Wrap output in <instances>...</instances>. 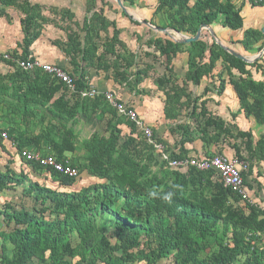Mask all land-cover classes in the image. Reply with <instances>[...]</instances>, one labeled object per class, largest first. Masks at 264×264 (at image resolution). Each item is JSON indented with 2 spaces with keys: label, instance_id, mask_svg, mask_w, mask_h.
<instances>
[{
  "label": "trees",
  "instance_id": "1",
  "mask_svg": "<svg viewBox=\"0 0 264 264\" xmlns=\"http://www.w3.org/2000/svg\"><path fill=\"white\" fill-rule=\"evenodd\" d=\"M123 2L126 7L136 5L135 0ZM251 3L264 6V2ZM242 5L236 0H158L148 21L195 36L201 25L212 27L222 17L224 27L240 30L244 27ZM106 6L110 3L105 0H86L83 22L73 21L79 31L70 30L65 42H55L74 66L68 72L75 83L72 90L41 69L28 71L16 62L35 59L31 47L47 21L42 13L44 5L30 0H0V18L11 22L7 12L10 7L24 15L20 19L22 51L4 52L9 59L0 57V68L5 64L13 70L6 74L0 70V127L8 133L22 163L17 170L12 167L14 159H9L0 168V198L20 188L21 196L28 197L32 204L26 209L9 198L0 202L4 224L0 228V264H264V202L254 205L242 201L224 186L213 169L171 167L160 160L143 131L119 115L103 94L81 95V91L96 87L91 83V68L97 74L102 71L110 75L118 86L125 83L136 93L147 92L139 86L151 76L152 65L139 67L137 55L121 38L116 21L106 17ZM51 10L63 19L73 20L71 9ZM121 13L128 16L123 10ZM136 36L142 40L139 34ZM145 43L154 48V52L146 54L154 61L163 59L165 65L163 77L156 79L172 105L165 106V118L188 119L179 122L176 129L168 128L180 132L176 148H168L171 159L192 157L186 146L198 139L203 148L217 145L222 138L237 139L240 146L234 142L233 156L249 161L250 175L255 163L264 162V78L257 80L252 71L264 77V55L247 63L223 49L215 39L202 37L178 43L168 37L152 36ZM242 43L247 51L259 52L264 47V34L257 29L246 30ZM180 54L187 56L182 70L184 86L173 82L174 60ZM214 76L219 82L218 94H224L230 85L238 99L239 109L232 112V118L238 113L254 118L263 128L259 138L255 139L251 129L241 130L209 110L207 85L200 96L185 87L200 86ZM56 90H61L62 95L51 102ZM42 112L55 115L61 123L83 116L88 121H99L102 128L81 140L73 126L57 130V125L49 122L35 133L16 122L18 116L27 121ZM2 120L7 124L3 125ZM153 133L157 141L164 143L155 129ZM241 146L247 156L241 154ZM23 150L54 155L77 168L79 176L87 173L97 181L71 189L79 177L27 159L22 156ZM205 153L194 155L210 157Z\"/></svg>",
  "mask_w": 264,
  "mask_h": 264
},
{
  "label": "rangeland",
  "instance_id": "2",
  "mask_svg": "<svg viewBox=\"0 0 264 264\" xmlns=\"http://www.w3.org/2000/svg\"><path fill=\"white\" fill-rule=\"evenodd\" d=\"M30 1L33 3H41L42 5H44V9L42 13L47 18V21L44 22V26L45 24L49 26H51L52 24L53 26L55 25L56 28L55 29L52 28V29L54 30V33H56L54 36H56L57 39L66 40V34L70 32V30L79 31V27H77V25L75 24L76 22H73V21H77L79 24H81L86 15V0H30ZM105 1L110 3V6L105 7L106 17L111 20V17L119 15V21H118V17H117V21L116 20L115 21L118 25V28L121 29V37L129 45V47L136 53L139 67H143V66L145 67L148 65L149 67H151L152 65V67L150 69L151 76L145 79V81L139 86V89L141 90L143 89L147 92L143 91V93H135L136 95L133 93L134 88L132 87L128 88V86L124 85L125 83L122 86H118L117 84L112 83V78L110 77V75H107L105 72L100 71V74H98L99 75L98 77L101 78L100 80H103L104 82L112 83V86L115 89H120L126 94L133 95V97L135 98L136 97L138 98L139 96L140 101L143 102L142 106L145 111H152L156 109L157 111H159V113L163 115L166 105L171 106L172 108V105H170L171 103L170 99H168L164 90L160 89L158 87V84L156 83L157 78L163 77V74L165 73V65L162 64L163 59L158 58V61L156 60L154 61V59H152L151 56H148L146 54L147 52H152V51L154 52V48L148 47V45L145 42L152 36H160V37H168V38L169 36L161 31L150 28L148 25H145L143 23H141L140 26L132 24V23L128 24L126 21H128L127 19H129V15L127 14L128 16H125V14L121 13L122 9L117 8L119 7L117 2L115 0H105ZM135 1H136V5L134 7H127L129 14L137 18V21L139 19L140 20L145 19L147 21L150 20V18L152 17L154 13V9L157 5L158 0H135ZM101 6H102V2L99 1L98 7H101ZM52 7L71 9L74 12L73 20L70 22L69 19H63L60 14H56L52 12L51 10ZM7 12L10 14L12 22L9 23L5 18L0 19V45L10 47L11 44H13L14 42L16 43V41L21 38L20 35L22 34V31H21V26H20V19L23 18L24 15L22 14L21 11H19L15 7L8 8ZM241 14L245 18L246 28L257 29L264 34L263 32L264 6L252 5L251 0H245L244 5L242 6ZM108 19L106 20L109 22ZM222 22H223V19L222 17H220L213 24L212 30L215 36L212 35V38H211L209 36V33H207L206 35L210 38V39L208 38V40L212 41L213 39L215 40L219 39L225 43L226 41H230V42L232 41V43L230 44H225V43L224 44L235 49L234 47L235 44H233V42H235L241 45V46L236 45L237 47L243 48L244 46H243L242 41L245 40L244 30H241V29L232 30L230 28L224 27ZM68 23L69 25L67 26ZM59 25H61L64 28L62 29L63 31L61 30ZM111 30H112V27H111ZM136 34H139L142 40L138 39ZM173 35L176 36V34H173ZM8 51L11 52V50L9 49ZM8 51L6 50V52ZM0 52L4 53L5 51L3 49H0ZM256 54H258V51L255 49L254 51L251 52L250 58H253ZM185 66H186V56L182 55L181 58L176 61V66L174 65L176 74L174 76L173 82L178 84V86L183 85L184 72L182 70ZM252 71H253V76L257 80H262L264 78L261 75V73L256 72L255 69H252ZM218 84L219 82L217 78L214 76L212 80L211 78L205 79L203 81V84L200 86L188 84L185 87H187L188 91H191L194 96H200L203 93L204 87L207 85L210 88V91L206 95L209 97L208 98L209 99L208 101L209 110L213 114L221 116L228 123L230 122V123L235 124L236 127L241 130L251 129L253 131L255 139L259 138V136L263 132V128L256 122L254 118L245 119L242 113H238L235 119L232 118V115H231L232 112L235 113L239 109L238 99L232 90V86L228 85L224 94L220 95L217 92ZM172 85L173 84H170L169 88L172 87ZM187 120L188 119L185 118V116H181L180 118H177L174 120H167L164 117V121L163 119H161V122H160L159 119L156 118L155 122L158 123V125H161L160 123L165 122L167 123V125L171 126L173 129H176V125L179 122H182V121L186 122ZM100 128H102V126L98 125L96 128H94L93 131H88L87 133L79 134V137L81 139H86L90 137L93 132L98 131ZM169 134L172 137L174 145L178 144L179 139H180V132L177 130L175 132H172L171 130L169 131ZM194 142H196L199 147L201 146L202 141L200 139L191 142V144ZM234 142L235 144H238L240 146L239 140L228 139V138L227 139L222 138L217 145L219 146V148L226 150V154H231V153L233 154V151H235V148L233 146ZM241 150L248 155V152L244 147L241 146ZM69 155L73 156V154H69ZM5 164H6L5 158H0V168H4ZM12 167L17 170L19 169L18 165H15ZM256 167L262 169L263 173H261V175L264 176V162L259 163ZM39 179L43 180L42 177H40ZM96 181H97L96 178L88 175L87 173H84L78 178L76 185L72 187L71 189H79L80 187L93 184ZM16 190L17 192L15 194H13V191L8 194L5 193L2 199L0 198V202H2L4 199L9 198V200L12 199L14 203L24 205L26 209H30V207L32 206L30 199H28V197L25 198V196L23 197L21 196L22 189L18 188ZM24 198L25 200H23ZM3 225L4 224L0 217V228H2Z\"/></svg>",
  "mask_w": 264,
  "mask_h": 264
},
{
  "label": "crops",
  "instance_id": "3",
  "mask_svg": "<svg viewBox=\"0 0 264 264\" xmlns=\"http://www.w3.org/2000/svg\"><path fill=\"white\" fill-rule=\"evenodd\" d=\"M236 4H238V5L243 4L244 5V2H242L241 0H236ZM154 11H155V9H154ZM117 17H118V21H119V15L111 17V20L117 21ZM152 17H153V15H152ZM127 20L128 21H126V22L128 24L132 23L130 21V19H127ZM11 22H12V19H11ZM11 22H9V23H11ZM20 26H21V22H20ZM52 28L55 29L56 28L55 25L53 26V24H52L51 26H49V25L45 24L40 38L31 47V55L34 56L35 59L40 60L42 62L58 64V65L62 66L67 72H70L74 68V66L71 63V58L65 54L62 47L56 45V43H55L56 40H60V41H64V42L66 40L57 39L56 36H54L56 33H54V30ZM58 29H59V27H58ZM211 29H212V27H211ZM247 29H249V28H246L245 18H244V27L241 30H244V32H245V30H247ZM21 31H22V27H21ZM207 33H209V36L212 38V34L210 32V29H203L201 37L208 40L209 37L206 35ZM23 35L24 34L22 31V34L20 35L21 38L19 40H17L16 43L14 42L13 44L10 45V47L0 45V49H3L5 52H6V50L8 51V49L11 51L17 50L20 53L22 51V49L19 46V43H21ZM66 37H67V34H66ZM223 43H225V42H223ZM230 43H232V41L231 42L226 41L225 44H230ZM233 44H235L234 47L238 52L246 55L247 57H250L251 51H247L244 47L243 48L237 47L236 45L241 46L238 43L233 42ZM182 55H185V54H180L177 56V58H175V60H174L175 66H176V61L179 60ZM186 60H187V56H186ZM82 66H83V64H82ZM0 70L4 74H6L8 72H10V73L13 72V70L9 69V67L5 64H3L1 66ZM88 71L90 73L91 83L94 86H96L95 88H97L101 91H107V90L113 91L117 95L119 100L128 103V105H130L134 109H136L140 118L145 122V124H147V125L149 124L153 128V131L155 129V132L158 134L160 139L164 141L163 144L166 147V150L168 152H169L168 148H170V150L176 148L175 147L176 144L174 145L172 137L170 136L169 131H168L169 125H167V123H165V122H163L165 124L160 123L161 125H158V123L155 122L156 118H158L160 122H161V119H163V121H164L165 113H163V115H164V117H163V115L161 113H159V111H157L156 109L152 110V111H145L143 106H142L143 102L140 101L139 96H138V98L137 97L135 98V97H133V95L126 94L120 89H115L112 86V83H114L113 80H112V83L104 82L103 80H100L101 78L98 77L99 76L98 74H100V72L97 74L95 69H93V68L89 69ZM133 93L135 94L136 92L134 91ZM66 94L68 95V98H69L70 97L69 94L67 92H66ZM61 95H62L61 90L54 91L52 93V96H51V99H52L51 102L53 100L59 98ZM43 112L41 114H37L35 117H33L31 119H28L27 121L24 120L22 117L18 116L16 119V122L18 124L23 123V125H25L27 127L25 129L28 132H35V133L40 132L41 128L45 127L46 124H48L49 122L56 124L57 130H61V129L63 130L66 127V125H69V126H73L76 129V132L78 135L87 133L88 131H93L94 128H96L99 125V123H98L99 121H97V120L88 121L83 116H77L76 120L73 122L71 121L70 123H67V121H65V120H63V122L61 123L60 119L54 117L55 115L53 116V115H50L48 113L46 114ZM1 115L2 114H0V118H2ZM39 116H40V119L42 117V119L40 121L38 119ZM243 117L246 119V116L244 114H243ZM55 118L57 119L56 121H55ZM24 121L26 124L24 123ZM2 124L6 125L7 122L3 121ZM29 125H31L32 127ZM93 126H95V127H93ZM0 138H1V136H0ZM186 148L190 151L189 155L192 157L195 156L196 154L203 155V153H205V152L210 154V157L217 154V153L224 154L226 156L231 157V156L235 155V153H236L235 151H233V154L232 153L226 154V150L219 148L218 145H212L210 147L203 148V145L201 143V146L199 147L196 142H194L192 144L191 143L187 144ZM241 154L244 156L245 155L247 156V154L244 153L243 151L241 152ZM68 156L72 157V155L71 156L68 155ZM6 157H7V159H6ZM0 158H5L6 164H7L9 159H14V163L12 164V166H15V165L20 166L22 164L16 148L14 147L13 142L9 138L0 139ZM254 165H255V167L253 168L250 175H248L249 172L245 173L248 176V180H247V182L246 181L245 182H246V185L248 186V188L251 185V190L249 189L250 190V196L252 197V199L254 200V202L256 204L259 202L260 203L264 202V182H262V181H264V176L261 175V173H263L262 169L256 167L258 165V163H255ZM50 182H51V180H47V183H50Z\"/></svg>",
  "mask_w": 264,
  "mask_h": 264
},
{
  "label": "built area",
  "instance_id": "4",
  "mask_svg": "<svg viewBox=\"0 0 264 264\" xmlns=\"http://www.w3.org/2000/svg\"><path fill=\"white\" fill-rule=\"evenodd\" d=\"M256 3H262L264 0H254ZM9 59L8 54L0 52V57ZM17 65L25 70L33 71L35 69H41L42 71L50 74L52 77L64 82L70 89L75 90V83L71 75L60 65L53 63L42 62L37 59H18ZM103 94L108 103L113 106L119 115L127 117L133 121L144 133L147 141L154 146L159 153L161 161L167 162L173 168H189L195 167L199 170H211L213 169L220 181L225 187L230 188L237 193L242 201L254 204L255 202L250 196V190L244 181V174L249 172L250 163L246 159H241L238 156H226L224 154L217 153L211 157H187L184 159H171L170 152L166 150V147L162 142H159L154 137L153 129L151 126L145 124L140 118L136 109L129 106L126 102L119 100L117 95L113 91H101L97 88L81 91L83 97L86 96H99ZM0 135L2 138L7 139L8 133L3 131L0 127ZM22 156L27 159L40 163L43 166L52 168L58 172H61L70 177H80L79 170L73 167L68 162L59 161L54 155H42L40 153L29 152L28 150L22 151ZM244 157V156H243Z\"/></svg>",
  "mask_w": 264,
  "mask_h": 264
},
{
  "label": "water",
  "instance_id": "5",
  "mask_svg": "<svg viewBox=\"0 0 264 264\" xmlns=\"http://www.w3.org/2000/svg\"><path fill=\"white\" fill-rule=\"evenodd\" d=\"M117 2V4L119 5V7L126 13L128 14L131 18H133L134 20L137 18L133 17L132 15L129 14L127 7L125 6L123 0H115ZM140 23H143L145 25H148L150 28L152 29H156L158 31H161L165 34H167L169 36L170 39H172L175 42L178 43H190L193 41H197L198 39L201 38L202 35V31L203 29H210V31L212 32V35L215 36L213 30L211 29V27L209 25L203 24L199 27L197 33L195 36H188L185 35L183 33L177 32L172 28H162V27H157L155 25H153L150 21H147L145 19L142 20H138ZM263 32H264V28H263ZM173 34H176V36H174ZM223 49H225L226 51H228L229 53H231L232 55L236 56L237 58L242 59L243 61L247 62V63H253L254 61H256L257 59L261 58L264 55V47L262 48V50H260L258 52V54H256L253 58L247 57L246 55L236 51L234 48H231L230 46L225 45L221 40H215Z\"/></svg>",
  "mask_w": 264,
  "mask_h": 264
}]
</instances>
